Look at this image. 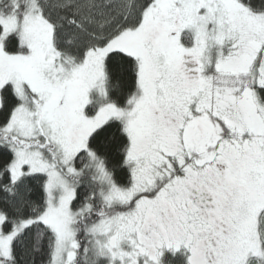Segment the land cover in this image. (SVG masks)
Masks as SVG:
<instances>
[{"label":"snow or ice","instance_id":"6c2138e0","mask_svg":"<svg viewBox=\"0 0 264 264\" xmlns=\"http://www.w3.org/2000/svg\"><path fill=\"white\" fill-rule=\"evenodd\" d=\"M0 264H264V0H0Z\"/></svg>","mask_w":264,"mask_h":264}]
</instances>
